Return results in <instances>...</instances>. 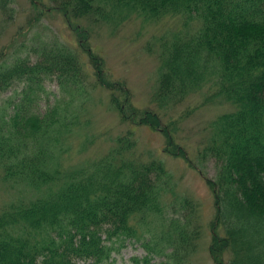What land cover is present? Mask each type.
I'll return each instance as SVG.
<instances>
[{"label": "trees", "instance_id": "obj_1", "mask_svg": "<svg viewBox=\"0 0 264 264\" xmlns=\"http://www.w3.org/2000/svg\"><path fill=\"white\" fill-rule=\"evenodd\" d=\"M50 2L75 35L77 50L63 44L43 48L35 61L24 55L0 62V94L12 90L0 106V183L16 194L0 209V264H106L132 240L147 250L132 257L135 264H182L203 238L193 199L181 198L193 213L189 219L182 213L165 217L171 174L162 160L137 152L133 129L115 136L99 156L69 162V139L89 121L83 53L93 65L94 85L109 90L121 118L158 132L165 154L202 174L214 208L206 223L213 263L264 264V0ZM138 17L183 19L169 39L161 36L158 49H150L158 59L151 101L163 116L204 89L205 103L233 106L207 123L194 158L176 139L179 121L191 109L164 123L159 111L135 106L125 83L110 79L92 49L90 30L78 23L117 26ZM53 78L67 97L41 111L44 82ZM95 139L85 133L79 150ZM209 160L213 177L201 167ZM153 252L166 258L154 260Z\"/></svg>", "mask_w": 264, "mask_h": 264}, {"label": "rangeland", "instance_id": "obj_2", "mask_svg": "<svg viewBox=\"0 0 264 264\" xmlns=\"http://www.w3.org/2000/svg\"><path fill=\"white\" fill-rule=\"evenodd\" d=\"M51 5L50 0H0V62H10L14 57L24 55H30L31 60L35 61L43 48L48 50L63 44L77 50L75 35L63 15L52 9ZM181 20L183 19L164 18L143 22L141 17H138L117 26L90 24L85 19L78 20V23L90 30L92 49L96 55L103 57L110 79L125 83L130 93V100L135 106L159 111L164 123L170 115V118H177L182 112L191 109V112L179 121L176 139L181 145L186 146L190 156L194 158L196 150L207 134V123L217 115L232 110L233 106L225 102L205 103L204 88L176 103L164 116L162 110L151 101L156 86L158 59L156 52L150 49H158V38L164 36L165 39H169L174 30L183 26ZM81 56L85 75L84 86L90 93L89 102L86 104L87 111L84 113L89 121L83 125V128L74 131L69 139L73 147L69 152L71 155L69 162L78 164L85 159L99 156L112 144L115 136L133 129L137 152L143 158L150 156L151 159L154 156L162 160L171 174L169 190L164 194L165 217L182 213V217L189 219L193 213L188 214L181 198L193 199L195 215L201 219L200 222L204 226L203 238L196 245L195 252H190L191 254L184 257L182 264H214L208 252L209 234L206 228L214 208L202 174L197 168L190 167L183 158L165 154L162 151L163 138L158 132L144 126L133 127L123 120L117 109L109 102V90L94 85L93 65L90 59L84 53ZM44 88L45 93L38 106L41 111L44 110L47 102L52 103L56 98L67 97L54 78L47 79ZM11 93L10 89L0 94V106ZM74 100H76L75 105L80 109V99L74 97ZM82 119L85 117L82 116ZM85 133L95 135L96 139L86 150L80 151L78 144L82 142ZM201 167L206 176L215 175L213 160L206 161ZM15 197V189L5 191L0 183V209ZM163 251L169 253L170 250ZM146 253L147 250L141 242L126 241L124 246L112 252L111 256L114 260L106 264H135L132 257H142ZM152 255L154 260L166 258L162 253L153 252Z\"/></svg>", "mask_w": 264, "mask_h": 264}]
</instances>
